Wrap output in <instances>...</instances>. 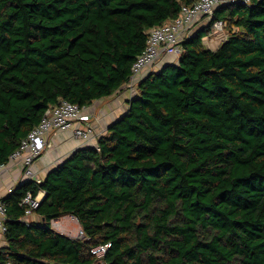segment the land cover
<instances>
[{"label":"trees","instance_id":"trees-1","mask_svg":"<svg viewBox=\"0 0 264 264\" xmlns=\"http://www.w3.org/2000/svg\"><path fill=\"white\" fill-rule=\"evenodd\" d=\"M196 0H0V163L49 108L127 86L150 31ZM177 62L141 78L97 147L7 205L0 264H264V0L217 6ZM216 22L226 38L210 49ZM28 191L45 193L26 224ZM73 216L86 239L55 231Z\"/></svg>","mask_w":264,"mask_h":264},{"label":"built area","instance_id":"built-area-1","mask_svg":"<svg viewBox=\"0 0 264 264\" xmlns=\"http://www.w3.org/2000/svg\"><path fill=\"white\" fill-rule=\"evenodd\" d=\"M235 0H196L190 7H183L178 18L150 31L145 50L137 58L133 66V74L127 87L134 92L141 75L155 67L162 57L173 56L179 58L182 54V42L194 32L195 25L204 17L211 18L214 9L224 3ZM246 3L249 0H242ZM213 30L224 33V23L216 22ZM87 107L81 108L75 104L63 101L59 106L46 110L40 124L22 140L20 147L9 157L8 162L0 163V177L10 167L15 166L21 171V177L7 187V194H11L15 188L25 182L42 181L37 177L35 165L38 159L51 147L50 137L61 131H71L76 139L91 143L95 137V131L90 124L91 115L86 112ZM45 198L44 192L33 195L28 191L23 197L20 206L24 208L23 221L30 224L34 220L37 210ZM7 205L0 201V249L5 240L7 231ZM77 224L78 228L75 227ZM52 228L64 235L76 239H86L81 226L73 216L54 220ZM79 229V230H76ZM111 245H99L92 248L91 253L101 264L105 262Z\"/></svg>","mask_w":264,"mask_h":264},{"label":"crops","instance_id":"crops-1","mask_svg":"<svg viewBox=\"0 0 264 264\" xmlns=\"http://www.w3.org/2000/svg\"><path fill=\"white\" fill-rule=\"evenodd\" d=\"M206 25V20H200L195 25L194 32L206 27ZM205 38L209 39L207 42L204 40L207 47L216 50L226 38V34L225 32L222 34L213 30L212 33ZM177 61L178 59L173 56H164L156 65V69L161 68L165 64L175 63ZM153 68L145 71L141 75L140 79L149 72L154 71ZM133 94L134 92L130 91L127 86H124L112 97L95 101L86 109V112L92 117L90 124L93 126L95 131V137L91 143H87L81 139H76L71 131H61L52 135L49 139L51 147L36 162L35 171L37 177L41 181H44L52 170L57 168L75 151L88 147H97L98 139L106 135L109 127L126 113L129 100L132 96H134ZM20 172L21 171L18 167L10 166L2 174L0 177V199L8 195L7 187L21 177ZM32 219L34 221L37 220V216L35 215ZM5 245L6 240H4L2 247Z\"/></svg>","mask_w":264,"mask_h":264},{"label":"rangeland","instance_id":"rangeland-1","mask_svg":"<svg viewBox=\"0 0 264 264\" xmlns=\"http://www.w3.org/2000/svg\"><path fill=\"white\" fill-rule=\"evenodd\" d=\"M222 34H224V33H222ZM204 40H205L206 42L209 41L208 38H205ZM156 67H157V66H155L154 68L152 67V68L155 70ZM152 68H151V69H152ZM132 90H133V91H137V87H135L134 89L132 88ZM134 93H135V92H134ZM78 224H79V223H78ZM75 227L78 228L77 224H75ZM55 230H57V229L55 228ZM76 230H79V229H76Z\"/></svg>","mask_w":264,"mask_h":264}]
</instances>
